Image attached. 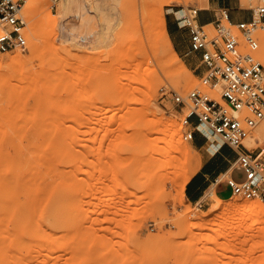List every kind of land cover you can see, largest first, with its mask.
Listing matches in <instances>:
<instances>
[{
  "label": "rangeland",
  "instance_id": "1",
  "mask_svg": "<svg viewBox=\"0 0 264 264\" xmlns=\"http://www.w3.org/2000/svg\"><path fill=\"white\" fill-rule=\"evenodd\" d=\"M208 1L73 0L65 8L62 0H44L41 14L28 13L25 2L28 47L0 52V264H264V213L231 217L226 228L235 229L224 235L216 225L222 209L210 212L218 197L209 191L192 203L182 190L211 152L184 138L189 127L181 106L162 89L185 95L201 88L220 99V88L204 81L197 55V70L179 55L188 70L173 74L171 53L157 39L154 6L167 22L176 21L180 8L219 10ZM261 4L230 5L252 16ZM48 17L54 23L43 24ZM257 36L264 63V29ZM186 78L196 84L185 85ZM166 118L177 120L182 147L170 141ZM263 123L245 140L257 153L264 139L255 146L252 138ZM151 125L162 126L157 133L176 165L154 177L151 170L148 180L142 150L158 135L154 130L146 137ZM133 138L144 140L140 152ZM222 200L264 204L237 194ZM206 221L207 227L189 231Z\"/></svg>",
  "mask_w": 264,
  "mask_h": 264
},
{
  "label": "built area",
  "instance_id": "2",
  "mask_svg": "<svg viewBox=\"0 0 264 264\" xmlns=\"http://www.w3.org/2000/svg\"><path fill=\"white\" fill-rule=\"evenodd\" d=\"M26 0H0V52L26 49ZM201 8L189 6L175 11L177 23L188 32V55H197L204 81L211 88H220V99L201 88L185 95L169 88L162 95L181 106L186 140L196 130L210 138L200 125L233 148L245 146L244 140L264 118V64L257 55L261 47L257 31L264 29V4L255 14L234 15L227 6L219 7L214 20L203 22ZM211 26V27H210ZM220 146V145H219ZM241 167L243 180L228 178L233 194L245 198L264 199V160L260 152L247 148L238 153L234 163Z\"/></svg>",
  "mask_w": 264,
  "mask_h": 264
},
{
  "label": "bare ground",
  "instance_id": "3",
  "mask_svg": "<svg viewBox=\"0 0 264 264\" xmlns=\"http://www.w3.org/2000/svg\"><path fill=\"white\" fill-rule=\"evenodd\" d=\"M73 0H62V4L64 5V7L65 8H67L68 7V5L72 2ZM209 2V1H208ZM207 2V3H208ZM206 3V4H207ZM26 6H27V12L28 13H30V14H33V13H43L44 11H43V7L45 8V6H44V0H26ZM209 5V4H208ZM161 6V5H160ZM155 7V12H157V14H159L158 16V27H157V31H156V34H157V39H158V41H159V44L161 45V46H163L164 48H166V49H168V51L171 53V57L168 59V62H169V65H171V71L173 72V74H179L180 72H182V71H187L188 70V67H187V65L183 62V61H180V57H179V54H178V52L174 49V47H173V44H172V41H171V39H170V36H169V33H168V31H167V22H166V18H165V14H164V12L162 11V8H159L158 6H154ZM159 8V9H158ZM201 8V7H200ZM154 13V12H153ZM45 19V18H44ZM43 19V20H44ZM52 20H53V23H54V19H52L51 17H48V18H46L45 19V21H43L44 23L43 24H46V25H49V24H52ZM42 22H38L35 26H36V28L34 27V34H35V37L38 39V37L40 36V34H41V27H42ZM37 25H40L41 27L40 28H38L37 27ZM34 45H33V47H32V52L34 53L35 51H36V49H37V42H34L33 43ZM130 45V44H129ZM131 46H129L128 48H127V51L128 52H130V50H131ZM264 51V50H263ZM23 58V56H17V59L16 60H21ZM264 59V58H263ZM14 60V59H13ZM12 62V61H11ZM263 62V61H262ZM264 64V63H263ZM194 81V80H193ZM192 81V79H190V78H186V79H184V82L186 83H184L185 85H189L190 87H193L196 83L195 82H193ZM217 95V94H216ZM218 96V95H217ZM220 98V97H219ZM167 119V118H166ZM165 119V120H166ZM170 119V118H169ZM161 120V119H160ZM168 120V119H167ZM166 120V121H167ZM160 123V122H159ZM161 123H162V121H161ZM168 126H169V128L167 127V129L168 130H170L171 131V140L170 141H172L173 140V142H174V145L176 146V147H182L183 146V142H182V140L177 136V132H178V122H177V120H171L170 119V121L168 120ZM155 125V124H154ZM154 125H151L150 127H148V134H147V136L146 137H150L149 135L155 130L156 131V133L157 132H159V133H162V126L160 127V128H158L157 129V127H155ZM167 125V124H166ZM158 126V125H157ZM200 128L205 132V133H207L211 138H214V137H216L215 139H218V137L217 136H214V135H212L211 134V132L209 131V129L205 126V125H203V124H201L200 125ZM167 131V130H166ZM151 132V133H150ZM164 132H165V130H164ZM150 133V134H149ZM158 134V133H157ZM182 138V137H181ZM210 138V139H211ZM249 138V136L247 137V139ZM247 139H245V140H247ZM254 141H255V146H258L259 145V142L260 141H262V139H264V123H263V125L258 129V131H257V133H256V136H254L253 138H252ZM149 140V142L148 141H146V143H149V144H147V146H144V140H142L141 142H140V140L139 139H137V138H133L132 139V142L134 143V147H135V149L138 151V152H140L142 149H143V146H144V149L142 150V151H144V153H145V163H143V164H145V167H147V170H145L146 171V174H145V177L149 180L150 178L148 177L149 176V174H150V172H151V170H152V173H153V176L152 177H154V173H160V171H163V170H165V171H168L169 170V168L172 166V165H174L173 163V161H174V157H173V155L171 154L172 152H171V150L172 149H170L169 147L168 148H166L165 146H162V135L161 134H158L157 136H155L154 138H149L148 139ZM150 140H151V143H150ZM154 140V141H153ZM244 140V142H246ZM211 145H212V143H210ZM216 145V144H215ZM185 146V145H184ZM184 149V148H183ZM31 150V152H32V149H30ZM41 150L42 149H40V152H41ZM44 150V149H43ZM42 150V151H43ZM46 151V150H45ZM30 152V153H31ZM36 152V151H35ZM44 153H46V152H42V154H44ZM174 153V152H173ZM264 153V148L261 150V152H260V155L262 156V154ZM28 154V153H27ZM33 154V153H32ZM31 154V155H32ZM24 155V154H23ZM37 155H38V152H37ZM36 155V153H34V156L36 157L37 156ZM40 155V154H39ZM45 155V154H44ZM47 155H49V154H47ZM27 157H28V155H27ZM34 157V158H35ZM49 156H47L46 158H48ZM29 158H31V157H29ZM37 158H39V157H37ZM42 158V157H41ZM50 158V157H49ZM40 159V158H39ZM44 159V158H43ZM32 160V159H31ZM35 160V159H34ZM36 160H38V159H36ZM49 161H51V160H49ZM6 162V161H5ZM38 162V161H37ZM44 161H42V163H43ZM47 162V161H46ZM35 163V162H34ZM41 163V164H42ZM176 163V162H175ZM26 164H28V163H26ZM40 164V163H39ZM44 164H47V163H43V165ZM176 165V164H175ZM174 165V166H175ZM27 166V165H26ZM25 166V167H26ZM35 166H37V168H39L38 166L39 165H37V163H35ZM43 167V166H42ZM2 168H4V166L2 167ZM6 168V167H5ZM45 168H49V167H47V165H45ZM168 169V170H167ZM171 169V168H170ZM5 170V169H4ZM46 170V169H45ZM49 170V169H48ZM150 170V171H149ZM149 171V172H148ZM164 171V172H165ZM44 172V171H43ZM169 172V171H168ZM168 172L167 173H165V174H168ZM3 174H5V171H4V173ZM29 174V173H28ZM162 174H163V172H162ZM170 174V173H169ZM27 175V174H26ZM25 175V176H26ZM156 175V174H155ZM164 175V174H163ZM162 175V176H163ZM13 176V175H12ZM157 176V175H156ZM5 177L6 178H8L6 175H5ZM5 177H4V179H5ZM31 177V176H30ZM159 177H160V175H159ZM12 178V177H11ZM15 178V177H14ZM27 178V177H26ZM2 179V178H1ZM31 179H33L32 177H31ZM41 179V178H40ZM46 179V178H45ZM190 179V175H189V177H187V179H186V181H185V183H184V185H183V194H185V185H186V182L188 181ZM3 180V179H2ZM9 180V179H8ZM15 180H16V178H15ZM15 180H14V182H15ZM30 179H28V181H29ZM39 180V179H38ZM38 180H37V182H38ZM3 181H7V179L6 180H3ZM26 181V180H25ZM36 182V183H37ZM6 183V182H5ZM8 183H9V181H8ZM11 183V182H10ZM16 183V182H15ZM29 183V182H28ZM31 183V182H30ZM32 183H33V180H32ZM7 184V183H6ZM34 185H35V181H34V183H33ZM12 185V184H11ZM14 185V184H13ZM38 185V184H37ZM47 185V184H46ZM28 186H30V185H28ZM4 188H5V186H4ZM7 188H9V187H7ZM181 188V187H180ZM16 189V188H15ZM35 189H36V187H35ZM38 190V189H37ZM3 191H4V189H3ZM6 191V190H5ZM182 192V191H181ZM40 193V192H39ZM49 193V192H48ZM179 193H180V191H179ZM44 194H45V192H44ZM11 196V195H10ZM28 196H30V194L28 195ZM31 197H32V195H31ZM35 197V196H34ZM37 197V196H36ZM28 198H30V197H28ZM33 198V197H32ZM31 198V199H32ZM46 198V197H45ZM49 198V197H48ZM34 199V198H33ZM37 199H39V198H37ZM7 200V199H6ZM29 200V199H28ZM36 200V199H35ZM49 200V199H48ZM39 201V200H38ZM28 203H30V201H28ZM31 203H33V202H31ZM35 203V202H34ZM35 206V205H34ZM30 206H28V208H29ZM222 209V211H221V214H222V217H221V219L219 220V222L216 224L217 225V227H218V229H225V231H222V233L221 234H226V233H228L229 231H234L233 229H235V226H232V227H230V228H226V224H227V222L229 221V219L231 218V217H237L238 215H243L242 217H244V216H249L250 214H253V213H255V212H257L258 213V215H262L263 213H264V204L263 203H261V202H259V201H256V200H250V201H243V202H237L236 200H231V201H229V202H224V200H222V199H220V198H218V202L217 203H215V204H213V205H211V207H210V212H214V211H217L218 209ZM8 211V210H7ZM11 211V210H10ZM28 211V210H27ZM6 212V211H5ZM12 212V211H11ZM8 214V213H7ZM27 214H28V212H27ZM5 215V214H4ZM11 215V214H10ZM6 216H9V215H6ZM10 217V216H9ZM239 217H241V216H239ZM29 218V217H28ZM238 218V217H237ZM236 218V219H237ZM4 219H6V218H4L3 217V220ZM17 219H18V217H17ZM10 221V220H9ZM4 224V223H3ZM208 222L206 221V222H203V223H197V224H195V226H189V231H191V232H193L194 231V229H196V228H198V227H207L208 226ZM7 225V224H6ZM23 225V224H22ZM5 226V225H4ZM25 226V225H24ZM28 226V225H27ZM228 226V225H227ZM216 227V228H217ZM217 229V230H218ZM238 229V228H237ZM9 230V229H8ZM14 230V229H13ZM261 230V229H260ZM11 231V230H10ZM45 231H46V229H45ZM220 231V230H219ZM261 231H263L264 232V227H263V229L261 230ZM7 232V231H6ZM9 232V231H8ZM221 232V231H220ZM11 234L10 235H13L12 234V232H10ZM16 234V233H15ZM43 235V234H42ZM14 236V235H13ZM12 236V237H13ZM22 236V235H21ZM43 237V236H42ZM18 238V237H17ZM45 238H47V236L45 237ZM11 239H13V238H11ZM11 239L10 240H8V241H11ZM24 239V238H23ZM171 238L170 237H165L164 235H163V237H162V240H170ZM20 240H22V239H20ZM19 240V241H20ZM26 240H28V239H26ZM43 240H44V238H43ZM49 240V239H48ZM14 241H15V238H14ZM30 240H28V242H29ZM34 241V240H33ZM45 241V240H44ZM171 241V240H170ZM5 243V242H4ZM17 243V242H16ZM21 243V242H20ZM23 243V242H22ZM26 243V242H25ZM45 243H47L46 241H45ZM6 244V243H5ZM4 244V245H5ZM29 244H31V243H29ZM19 245V244H18ZM17 245V246H18ZM48 245V244H47ZM46 245V246H47ZM47 248V247H46ZM229 248V245L227 246V249ZM36 252V251H35ZM36 254V253H35ZM38 255V254H37ZM47 256V255H46ZM38 258V257H37ZM36 258V259H37ZM38 260V259H37ZM241 264H245V260H243V262H241Z\"/></svg>",
  "mask_w": 264,
  "mask_h": 264
},
{
  "label": "crops",
  "instance_id": "4",
  "mask_svg": "<svg viewBox=\"0 0 264 264\" xmlns=\"http://www.w3.org/2000/svg\"><path fill=\"white\" fill-rule=\"evenodd\" d=\"M228 2L229 3L227 4L226 0H209V4L218 6V8L221 6L229 7L234 15L243 13L249 16L244 10H235L236 8L230 5L232 0ZM207 7H202L200 11V18L203 22L214 20L218 13L216 8ZM167 31L174 49L179 55L185 58L186 63L192 69L197 70L198 66L195 57L187 54L190 46L187 30L181 27L176 21L168 19ZM210 138H206L202 131L196 130L192 139L193 144L198 149L207 148L211 152L207 159L204 160L197 171L190 176V179L186 182L184 189L185 195L192 203L201 202L209 191L211 192V195L218 198H230L233 196V191L228 183V178L232 177L240 181L246 177L244 170L241 167L236 166L234 163L237 160L240 151H245L247 148H251L249 143L244 142L245 146L233 148L222 141H216V137ZM210 143H212V145Z\"/></svg>",
  "mask_w": 264,
  "mask_h": 264
}]
</instances>
